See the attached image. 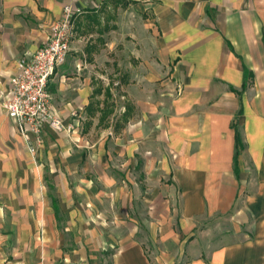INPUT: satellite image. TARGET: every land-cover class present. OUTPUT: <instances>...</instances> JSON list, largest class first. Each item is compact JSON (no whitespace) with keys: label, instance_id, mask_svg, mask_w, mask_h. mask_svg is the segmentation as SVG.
<instances>
[{"label":"crops","instance_id":"0c3cea01","mask_svg":"<svg viewBox=\"0 0 264 264\" xmlns=\"http://www.w3.org/2000/svg\"><path fill=\"white\" fill-rule=\"evenodd\" d=\"M67 4L30 150L9 79ZM0 264H264V0H0Z\"/></svg>","mask_w":264,"mask_h":264},{"label":"built area","instance_id":"2783aa9c","mask_svg":"<svg viewBox=\"0 0 264 264\" xmlns=\"http://www.w3.org/2000/svg\"><path fill=\"white\" fill-rule=\"evenodd\" d=\"M75 15L74 7L65 5L44 44L22 58L9 79L4 107L30 150L44 143L46 126L57 132L68 129L55 112L49 83L71 50Z\"/></svg>","mask_w":264,"mask_h":264},{"label":"trees","instance_id":"16d2710c","mask_svg":"<svg viewBox=\"0 0 264 264\" xmlns=\"http://www.w3.org/2000/svg\"><path fill=\"white\" fill-rule=\"evenodd\" d=\"M236 142H237V151H236V163H237V155L239 154L240 152V149L243 148V144H242V141H241V136H240V133L238 132L237 128H236Z\"/></svg>","mask_w":264,"mask_h":264},{"label":"rangeland","instance_id":"374dc122","mask_svg":"<svg viewBox=\"0 0 264 264\" xmlns=\"http://www.w3.org/2000/svg\"><path fill=\"white\" fill-rule=\"evenodd\" d=\"M94 137V136H93ZM146 249H149V248H146ZM150 252V251H149Z\"/></svg>","mask_w":264,"mask_h":264}]
</instances>
